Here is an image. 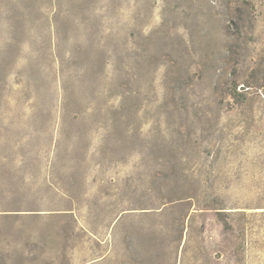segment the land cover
Returning <instances> with one entry per match:
<instances>
[{"label": "rangeland", "instance_id": "374dc122", "mask_svg": "<svg viewBox=\"0 0 264 264\" xmlns=\"http://www.w3.org/2000/svg\"><path fill=\"white\" fill-rule=\"evenodd\" d=\"M0 264H264V0H0Z\"/></svg>", "mask_w": 264, "mask_h": 264}]
</instances>
